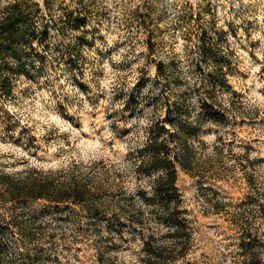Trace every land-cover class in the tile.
<instances>
[{
  "label": "rangeland",
  "instance_id": "rangeland-1",
  "mask_svg": "<svg viewBox=\"0 0 264 264\" xmlns=\"http://www.w3.org/2000/svg\"><path fill=\"white\" fill-rule=\"evenodd\" d=\"M11 21L20 24L2 35L14 88L0 97V175L121 173L143 222L117 218L110 196L103 209L13 201L0 205V223L19 215L56 233L50 264H144L149 235L164 239L173 228L139 196L153 195L157 174L135 172L131 153L169 107L185 103L195 117L216 102L229 111L225 121L206 119L190 139L198 170L178 167L180 207L193 229L178 264H250L241 223L264 248V0H0V25ZM207 47L228 61L226 86L212 82Z\"/></svg>",
  "mask_w": 264,
  "mask_h": 264
},
{
  "label": "trees",
  "instance_id": "trees-1",
  "mask_svg": "<svg viewBox=\"0 0 264 264\" xmlns=\"http://www.w3.org/2000/svg\"><path fill=\"white\" fill-rule=\"evenodd\" d=\"M85 23V17L73 20L76 27H82ZM19 24V21H11L0 25L1 98L10 96L14 88L10 75L2 67L1 56L7 45L4 44L2 35ZM205 53L208 59L216 62L215 71L210 75L212 82L226 86L228 79L223 69V66L228 64L226 57L213 47H207ZM159 70L161 72L162 68L160 67ZM184 104L181 102L173 105V108L169 107L170 110L164 117L159 116L154 119L148 127V134L141 148L131 153V156H135V172L143 175L157 174L153 195L150 196L145 189H140L139 196L146 202H153L154 208L160 212L159 217L173 228L169 236L164 239L149 235L143 248L146 252L143 257L144 264H178L191 249L193 229L185 215V210L180 207V193L177 186L178 167L186 171L198 170L197 151L190 139L198 135L206 119L223 123L229 112L225 107L219 106V109H216L218 105L216 102L204 103L202 111L194 117ZM67 173L60 171L55 174L52 171L38 169H30L14 175L4 172L0 175V205L31 199L46 200L55 206L79 205L103 209L107 204L106 197L113 196L112 199L115 198L119 203V209L115 213L117 218L124 217L133 224L143 222L140 218L143 211L136 206L134 195L128 194L124 180L120 179L118 182L121 173L114 178L100 179L97 178V174L70 177ZM258 191L261 192L260 195H264V184L259 186ZM124 194L126 198H131V201L121 204L122 197L119 196ZM258 206L259 215L264 219V200ZM19 217L21 216L17 215L5 224L0 223V234L4 236L8 229L11 234V237L5 241L8 251L0 257V261L7 264H50L51 260H56L57 257L53 253L54 243L50 244L56 233L47 230L44 224L36 219H28L33 221V225H29L25 224L27 219L23 217L20 220ZM244 222L241 223V227L245 230L244 236L248 237V241L243 243L242 255L245 256V262L261 264L264 259L263 244H255L257 239H253L252 232L246 229L248 226H244L248 221Z\"/></svg>",
  "mask_w": 264,
  "mask_h": 264
}]
</instances>
